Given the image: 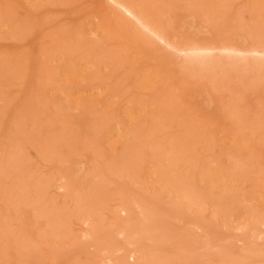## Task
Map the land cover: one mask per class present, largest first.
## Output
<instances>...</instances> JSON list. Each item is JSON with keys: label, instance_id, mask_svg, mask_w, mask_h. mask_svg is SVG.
Listing matches in <instances>:
<instances>
[{"label": "rangeland", "instance_id": "1", "mask_svg": "<svg viewBox=\"0 0 264 264\" xmlns=\"http://www.w3.org/2000/svg\"><path fill=\"white\" fill-rule=\"evenodd\" d=\"M116 1L0 0V264H264V0Z\"/></svg>", "mask_w": 264, "mask_h": 264}, {"label": "bare ground", "instance_id": "2", "mask_svg": "<svg viewBox=\"0 0 264 264\" xmlns=\"http://www.w3.org/2000/svg\"><path fill=\"white\" fill-rule=\"evenodd\" d=\"M112 3H116V0H110ZM123 9V8H122ZM193 36V35H192ZM192 50V49H191ZM230 50V49H229ZM237 51V53H241L243 50L242 49H238L235 50ZM205 54L204 51L201 48L198 47H194V52H192L191 54H189L188 56L192 59H198L201 55ZM39 191V190H38ZM31 204V203H30ZM201 204V203H200ZM30 206V205H29ZM141 208V207H140ZM251 253V252H250Z\"/></svg>", "mask_w": 264, "mask_h": 264}]
</instances>
